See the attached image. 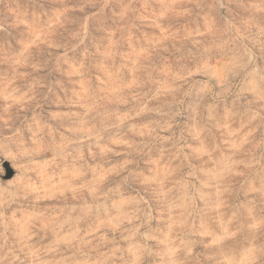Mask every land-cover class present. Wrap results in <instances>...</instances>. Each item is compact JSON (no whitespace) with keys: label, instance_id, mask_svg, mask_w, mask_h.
<instances>
[{"label":"clouds","instance_id":"1","mask_svg":"<svg viewBox=\"0 0 264 264\" xmlns=\"http://www.w3.org/2000/svg\"><path fill=\"white\" fill-rule=\"evenodd\" d=\"M13 7L0 264H264V0Z\"/></svg>","mask_w":264,"mask_h":264},{"label":"rangeland","instance_id":"2","mask_svg":"<svg viewBox=\"0 0 264 264\" xmlns=\"http://www.w3.org/2000/svg\"><path fill=\"white\" fill-rule=\"evenodd\" d=\"M14 2L18 5V7L9 8L7 10L11 13L13 19H16L17 17L23 19V14L25 11L27 0H14ZM53 2H55V0H53ZM55 10L56 9H53V11ZM22 33L23 35H21ZM16 36H17L16 41L12 42L13 47H16L17 44H19L21 48L30 45L31 41L27 34L26 25H21L20 31L16 34ZM15 71H16L15 62L12 59L4 56L3 54H0V92H2L3 85L7 82V80L11 79ZM2 102H3L2 99H0V103ZM3 161H8L12 166V168L15 170V168L13 167V163L9 160H5L3 157H0V169H3L2 166ZM3 173H4V169L3 172L0 174Z\"/></svg>","mask_w":264,"mask_h":264},{"label":"water","instance_id":"3","mask_svg":"<svg viewBox=\"0 0 264 264\" xmlns=\"http://www.w3.org/2000/svg\"><path fill=\"white\" fill-rule=\"evenodd\" d=\"M4 173L0 175H5V178L9 177L11 174H15V170L12 168L8 161H3L2 163Z\"/></svg>","mask_w":264,"mask_h":264}]
</instances>
